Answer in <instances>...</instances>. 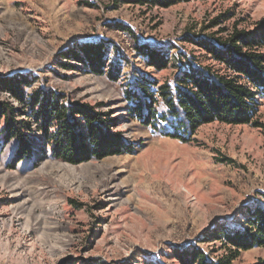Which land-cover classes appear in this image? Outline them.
<instances>
[{"label": "rangeland", "instance_id": "obj_1", "mask_svg": "<svg viewBox=\"0 0 264 264\" xmlns=\"http://www.w3.org/2000/svg\"><path fill=\"white\" fill-rule=\"evenodd\" d=\"M259 30L264 0H0V102L21 110L8 81L25 96L61 94L66 105L109 112L111 132L134 150L74 165L52 156L36 125L26 158L18 140L0 136V264H181L176 252L195 248L215 262L227 255L215 236L243 232L248 210L264 207V129L215 122L184 143L131 117L126 92L140 76L173 83L188 61L225 74L207 46ZM88 46L104 48L103 74L76 59ZM139 47L163 53L167 67L150 65ZM255 121L264 124V99ZM262 260L264 247H254L233 264Z\"/></svg>", "mask_w": 264, "mask_h": 264}, {"label": "trees", "instance_id": "obj_2", "mask_svg": "<svg viewBox=\"0 0 264 264\" xmlns=\"http://www.w3.org/2000/svg\"><path fill=\"white\" fill-rule=\"evenodd\" d=\"M190 1L194 0H125L141 5L159 4L164 8ZM257 33L258 36L237 32L222 44L221 49L207 46L212 58L225 66V74L210 67H196L188 61V68L183 69L173 83L160 84L140 76L136 80L137 90L126 92L131 103L130 116L154 131L184 143L193 141L201 126L215 122L227 125L252 123L264 129V124L255 121L264 99V54L258 52L264 45V30ZM137 49L149 57L150 65L159 70L167 67L163 53L146 47ZM83 51L84 56L76 54V59L94 73L103 74L108 66L104 48L88 46ZM110 76L117 79L112 73ZM4 83V90L21 104V110L0 102V123L3 121L0 136L18 140V153L23 158L32 155L33 136L29 133L35 132L34 125L45 137L52 156L74 165L134 151L122 134L111 132L113 120L109 112H97L88 104L66 105L63 95L52 92L36 91L25 96L18 82ZM159 106H164L165 110L159 112ZM22 117L29 121L21 120ZM164 123L165 128L161 127ZM248 215V225L243 232L223 230L215 236L224 239L223 246L228 252L216 262L199 248L176 252L177 259L181 264H233L242 251L264 247V207L248 210ZM257 264H264V260Z\"/></svg>", "mask_w": 264, "mask_h": 264}]
</instances>
